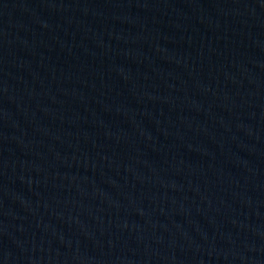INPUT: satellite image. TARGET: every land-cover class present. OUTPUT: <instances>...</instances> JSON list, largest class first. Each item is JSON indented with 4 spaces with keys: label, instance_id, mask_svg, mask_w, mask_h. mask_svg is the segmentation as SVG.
<instances>
[{
    "label": "water",
    "instance_id": "obj_1",
    "mask_svg": "<svg viewBox=\"0 0 264 264\" xmlns=\"http://www.w3.org/2000/svg\"><path fill=\"white\" fill-rule=\"evenodd\" d=\"M0 264H264V0H0Z\"/></svg>",
    "mask_w": 264,
    "mask_h": 264
}]
</instances>
